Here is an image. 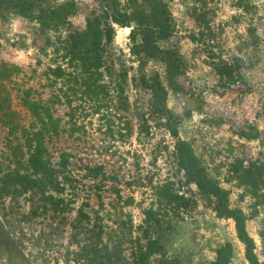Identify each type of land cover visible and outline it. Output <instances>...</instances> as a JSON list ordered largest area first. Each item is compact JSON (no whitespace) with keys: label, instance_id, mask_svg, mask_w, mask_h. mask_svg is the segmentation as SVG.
<instances>
[{"label":"rangeland","instance_id":"1","mask_svg":"<svg viewBox=\"0 0 264 264\" xmlns=\"http://www.w3.org/2000/svg\"><path fill=\"white\" fill-rule=\"evenodd\" d=\"M73 1L77 11L69 21L76 30L101 14L105 3ZM117 1L122 7L125 0ZM162 1L174 30L159 45L175 48L184 62V90H168L166 96L169 115L159 114L143 83L153 74L163 77V62L132 54L131 27L113 24V38L102 50L111 78L108 109L88 108L84 131L72 133L68 106L54 104L58 133L51 131L45 140L63 186L48 193L59 201L42 208L31 192L0 194V264H90L89 245L96 240L89 230L98 226L103 233L95 244L104 253L118 245L124 257L106 264H134L132 254L147 243L146 231L179 264H210L225 242L232 245L229 264H248L234 219L218 216L178 164V138L191 143L207 174L227 191L229 207L243 213L253 251L264 261V0ZM3 4L0 69L14 66L3 82L10 93L6 115L0 111V166L6 171L13 146L24 147L32 121L22 104L24 91L32 89L30 98H51L59 84L43 71L61 59L45 47L36 22ZM221 63L227 65L222 71ZM10 124L17 127L11 131ZM63 153L68 163L61 168ZM86 166H101L104 175H90ZM164 188L181 198L167 203ZM149 209L158 222L149 219ZM79 211L92 221L79 222Z\"/></svg>","mask_w":264,"mask_h":264},{"label":"trees","instance_id":"2","mask_svg":"<svg viewBox=\"0 0 264 264\" xmlns=\"http://www.w3.org/2000/svg\"><path fill=\"white\" fill-rule=\"evenodd\" d=\"M51 1L53 0H4L5 4H3L5 8L11 7L14 14L36 22L38 34L42 36L45 47L51 49V54H54L55 58L59 55L61 59L49 64L43 71L47 80L52 84H59L54 87L51 98L42 99L36 96L30 98L32 89L28 88L24 91L22 104L32 117L30 129L25 133L24 147H21L20 143L13 146L15 153L10 158L13 160H10L7 170L0 166V194L14 196L13 194L19 191L31 192L38 197L37 203L40 202L42 208H45L46 202L55 205L59 201V198L48 193L49 190L63 189L62 182L56 174L59 171L55 168L57 164L51 161L45 140L51 131L54 134L58 133L56 124L59 119L53 116L54 104L61 103L68 106L66 115L72 122L69 128L72 133L84 131L83 121L89 112L88 108L91 113H99L101 107L109 105L107 98L109 99L110 96L108 88L111 78L106 71L102 50L113 38L115 31L113 24L131 27L129 39L132 42L130 48L132 54L142 59L155 58L163 62L165 71L163 77L153 74L143 78L144 86L150 90L152 102L159 114L167 116L170 113L166 105L168 90H184L180 80L184 73V62L180 54L175 48L159 45L167 40L174 30L173 20L162 0H125L122 7H118L117 0L111 2L105 0L102 4V13L89 16L86 27L82 30L74 29L69 21V17L77 11V5L73 0L56 5ZM198 15L200 16L197 20L201 19L200 21L207 23L203 14ZM218 65L220 71L227 66L226 63ZM13 70L14 66L6 64L0 69V111L4 116L6 112L3 109L8 107L4 104L9 100L10 93L3 82L11 76ZM77 108L80 109L79 112ZM104 109L107 111L108 108ZM16 127L10 124L11 131ZM174 149L178 164L198 190L210 199L216 214L234 219L237 236L245 245L248 264H264V261H259L253 251V242L245 230L243 213L239 209L229 207L227 191L207 174L191 143L178 138ZM60 161L61 168L67 165V153L62 154ZM102 168L101 166L85 167L93 176L99 173L104 175ZM64 178L68 179L65 174ZM162 197L167 203L171 200L176 202L181 198L178 192L166 188L162 189ZM146 213L150 216L149 219L158 222L157 218H154L152 209ZM78 215L82 219L79 222L86 221L89 224L92 221L87 213L79 211ZM89 232L98 243L103 233L100 226L93 227ZM144 237L147 243L142 246L140 244L138 252L132 254L135 257L134 264H179L174 257L165 252L158 237L149 239L148 231L144 233ZM96 241L89 245V251L92 253L88 260L90 264L103 262L106 264L112 258L122 261L124 258L122 249H119L118 245L115 246L114 253H110L111 249L104 253L102 247L95 244ZM231 256L232 245L230 242H225L216 250V258L210 264H229Z\"/></svg>","mask_w":264,"mask_h":264}]
</instances>
